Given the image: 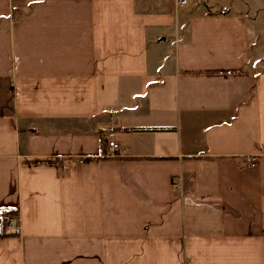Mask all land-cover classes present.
<instances>
[{
    "label": "crops",
    "instance_id": "0c3cea01",
    "mask_svg": "<svg viewBox=\"0 0 264 264\" xmlns=\"http://www.w3.org/2000/svg\"><path fill=\"white\" fill-rule=\"evenodd\" d=\"M2 213L0 264H264V0H0Z\"/></svg>",
    "mask_w": 264,
    "mask_h": 264
},
{
    "label": "built area",
    "instance_id": "2783aa9c",
    "mask_svg": "<svg viewBox=\"0 0 264 264\" xmlns=\"http://www.w3.org/2000/svg\"><path fill=\"white\" fill-rule=\"evenodd\" d=\"M177 4L182 6L186 4V0H177ZM106 147L108 150V156L113 158H121L127 155L126 148L118 143L115 139V134L109 132L107 134ZM245 164L253 165L254 160L251 157H247L244 160ZM0 224L2 230L8 235H17L19 233L18 218L14 214L2 213L0 214Z\"/></svg>",
    "mask_w": 264,
    "mask_h": 264
},
{
    "label": "trees",
    "instance_id": "16d2710c",
    "mask_svg": "<svg viewBox=\"0 0 264 264\" xmlns=\"http://www.w3.org/2000/svg\"><path fill=\"white\" fill-rule=\"evenodd\" d=\"M156 130H158V129H156Z\"/></svg>",
    "mask_w": 264,
    "mask_h": 264
}]
</instances>
